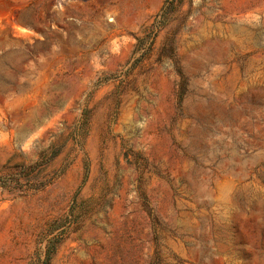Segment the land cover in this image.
<instances>
[{
	"label": "rangeland",
	"instance_id": "1",
	"mask_svg": "<svg viewBox=\"0 0 264 264\" xmlns=\"http://www.w3.org/2000/svg\"><path fill=\"white\" fill-rule=\"evenodd\" d=\"M51 241L264 264V0H0V264Z\"/></svg>",
	"mask_w": 264,
	"mask_h": 264
},
{
	"label": "trees",
	"instance_id": "2",
	"mask_svg": "<svg viewBox=\"0 0 264 264\" xmlns=\"http://www.w3.org/2000/svg\"><path fill=\"white\" fill-rule=\"evenodd\" d=\"M177 1H180V0H172V1L168 0V4L173 6ZM169 14H170V10H168V8L164 7L162 9L161 16L167 18V16H169ZM82 129H83V127H81V131H80L81 133L80 134H82ZM57 156H58V152L53 153L49 157V159L47 160L46 163L51 162ZM39 166L41 167V165L39 163H37L36 165L30 166V167H22L21 174H24V176H30V175H32L35 172V170H37L39 168ZM23 172H26V173H23ZM57 248H58V243H56L54 241H51L47 245V250H46V253H45V257L42 258L39 254L36 255V260L32 264H52V259H53V256H54Z\"/></svg>",
	"mask_w": 264,
	"mask_h": 264
}]
</instances>
